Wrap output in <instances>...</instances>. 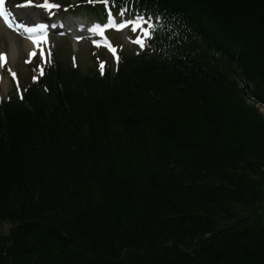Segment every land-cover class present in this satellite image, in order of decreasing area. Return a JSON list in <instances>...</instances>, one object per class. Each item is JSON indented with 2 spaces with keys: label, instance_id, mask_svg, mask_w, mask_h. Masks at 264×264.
<instances>
[{
  "label": "trees",
  "instance_id": "trees-1",
  "mask_svg": "<svg viewBox=\"0 0 264 264\" xmlns=\"http://www.w3.org/2000/svg\"><path fill=\"white\" fill-rule=\"evenodd\" d=\"M107 2L144 49L0 100V264H264V0Z\"/></svg>",
  "mask_w": 264,
  "mask_h": 264
},
{
  "label": "rangeland",
  "instance_id": "rangeland-1",
  "mask_svg": "<svg viewBox=\"0 0 264 264\" xmlns=\"http://www.w3.org/2000/svg\"><path fill=\"white\" fill-rule=\"evenodd\" d=\"M16 2V0H14ZM14 1L12 3L16 4ZM35 3H38V0H34ZM37 1V2H36ZM62 1H69L71 3H77L78 0H62ZM13 9L16 15L19 17H23L28 22H35L38 19H41L40 12L36 7H22L19 5H13ZM66 18L76 17L77 19L81 18L82 20H88L89 22H94L97 18L93 17L92 14H83V13H74L73 15H63ZM117 35H113L112 42L117 45L121 46L123 50H135L136 46L134 45L132 39L134 35L131 36V39L128 38L127 32L123 33L125 39L117 38ZM111 37V35H110ZM26 40H24L21 36L8 31L7 29L3 28L0 24V54H6L8 58V62L2 68V83L0 89V95L2 97H8L14 94L15 87L13 86L14 77L24 83L27 81L29 77V69L33 62L38 58L37 54H34L33 57L30 56L29 52L26 51L24 45ZM16 46L18 48V52L16 57H11L10 53L12 47ZM95 51H99L101 54L105 55L109 61H111V56L102 49H95L91 46L88 42H75L67 37H63L62 35H54L52 37L51 45L48 50H45L47 54V58H50L51 52H56L59 58L64 61L70 60L71 57H75L79 61L80 68L83 73H87L90 69L95 67ZM262 110V109H261ZM264 111V110H262Z\"/></svg>",
  "mask_w": 264,
  "mask_h": 264
},
{
  "label": "snow or ice",
  "instance_id": "snow-or-ice-1",
  "mask_svg": "<svg viewBox=\"0 0 264 264\" xmlns=\"http://www.w3.org/2000/svg\"><path fill=\"white\" fill-rule=\"evenodd\" d=\"M2 5H3V0H0V16H3L5 21L7 22L9 20V16H8V14H6L3 11ZM24 6L27 7L30 5H24ZM38 6L43 7L45 9H50L53 7H59V5H53V4L47 3V0H45V3L43 5H38ZM109 15H111V14H109ZM113 23H115V21H113ZM147 23H148L147 20L143 16L137 15L135 17V19L129 20L127 23H122L119 25V27L124 28L130 24L132 26L131 30L133 32H137L139 30V34L133 42L139 44L141 46V48H143L146 45V42L148 40L152 39V35H153V31H154V29L151 27V25H148L147 27H145V25H147ZM9 27H11V23H9ZM45 28H46V26L43 23H41V24L37 25L35 29L34 28H26L25 31L33 32L36 30H45ZM92 30H93V32L97 31L96 28H93ZM32 39H33V43L39 45L42 38H32ZM33 55H34V53H33Z\"/></svg>",
  "mask_w": 264,
  "mask_h": 264
},
{
  "label": "bare ground",
  "instance_id": "bare-ground-1",
  "mask_svg": "<svg viewBox=\"0 0 264 264\" xmlns=\"http://www.w3.org/2000/svg\"><path fill=\"white\" fill-rule=\"evenodd\" d=\"M32 38H34V37H31L30 39H28L27 42H25V45H24L26 51H28L30 55H33V53H35V49H36V45H37V44L33 43V40H31ZM17 52H18V48L16 46H13L12 50H11V53H10V56L12 58L16 57ZM1 72H2V63L0 61V83H1V80H2ZM3 84H5V81L3 82Z\"/></svg>",
  "mask_w": 264,
  "mask_h": 264
}]
</instances>
